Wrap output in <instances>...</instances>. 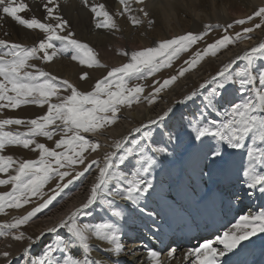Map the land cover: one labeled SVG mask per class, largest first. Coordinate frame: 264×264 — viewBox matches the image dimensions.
I'll list each match as a JSON object with an SVG mask.
<instances>
[{
  "label": "snow or ice",
  "instance_id": "snow-or-ice-1",
  "mask_svg": "<svg viewBox=\"0 0 264 264\" xmlns=\"http://www.w3.org/2000/svg\"><path fill=\"white\" fill-rule=\"evenodd\" d=\"M79 3L91 13L96 28H117L113 15L103 3L91 0H79ZM133 3L140 5L136 11L142 13L143 18H149L146 0H119L122 10L117 15H126L135 26L142 20L133 15ZM42 6L45 12L42 19L35 15L25 18L18 14L28 10L24 0H0V20L10 17L16 24L42 34L31 46L0 39V112L21 105L46 106V111L35 118H0V153L6 146H21L38 153L34 159L0 154V174H5L0 178V186L10 185L8 190L0 191V214L31 205L24 214L0 222V237L29 241L22 250L21 264H104L90 256L92 238L106 241L110 247L104 251L118 257L123 251L118 222L126 219V212L137 211L149 218L153 213L159 215L161 201L156 198L158 192L152 173L159 166L157 158L167 153L168 148L155 141V126L162 125L173 108L168 107L155 118L132 127L109 145H102L95 137L104 135L107 128L116 124L122 108H130L142 100L153 105L160 93L196 69L206 57H216L231 45L252 40L256 30L264 31V4L231 23L204 24L201 31H187L156 40L153 46L124 52L127 61L109 68L87 91H81L68 79L53 75L34 63L46 64L70 54L73 61L88 68L106 67L87 43L75 37L70 22L60 13L59 0H46ZM256 19L258 23H251ZM147 22L150 26L153 23L151 19ZM234 25L240 30L230 32ZM213 29H221L223 34L192 52L173 75L162 81L153 79L151 91L145 95L144 81L171 68L182 54L205 41ZM259 60H264V39L243 50L242 54H235L228 62H222L214 75L182 100L174 102L185 104L198 98L195 111L185 118L188 150L195 158L191 171L182 167L162 199L171 197L175 205L182 199L202 200L208 191L201 196L200 184L218 183L220 177L235 166L234 153L229 150L246 152L241 184L248 190L258 189L264 196V68L258 66ZM238 61L243 63L234 69ZM87 78L88 72L81 73L82 81ZM229 85L238 87L239 99L218 108L217 101ZM11 125L23 126L25 131L5 130ZM161 131L167 143L178 139L172 131ZM57 134L59 138L54 140ZM36 137L54 140V147L38 142ZM104 146L110 150L104 152L102 158H89ZM93 175L81 203L35 238L26 236L22 226L50 210L58 198L62 202L71 195L72 187L83 184ZM252 194L248 192L249 196ZM121 200L133 207L125 209L118 205ZM153 202L156 207L148 211ZM96 213L104 214L102 222L90 220ZM45 233L54 234L53 240L41 253L33 255L30 249ZM258 234H264V206L240 215L214 239L203 238L198 246L185 252L184 258L190 260V264H229L227 259L222 262L221 258L229 253L235 255L233 250L245 247L244 242H250ZM73 249L80 250L79 257L72 254ZM174 251V248L168 251L169 258ZM146 254L150 264H161L158 251L149 247ZM9 255L7 251L0 252L2 257Z\"/></svg>",
  "mask_w": 264,
  "mask_h": 264
},
{
  "label": "bare ground",
  "instance_id": "bare-ground-1",
  "mask_svg": "<svg viewBox=\"0 0 264 264\" xmlns=\"http://www.w3.org/2000/svg\"><path fill=\"white\" fill-rule=\"evenodd\" d=\"M242 1H245L250 5L263 2L262 0H146L148 11L150 13L149 18L147 19H151L153 22L151 26L148 24L147 19L143 18L142 13H138V11H136L140 5H136L135 3L132 5L133 15H137L141 18L142 23L134 26L126 15L120 16L116 13L114 17L117 18L115 20L117 26L120 30H122V32L124 31L126 35L125 38L128 41L127 46L129 42L130 44L135 43L139 45H147L150 42V39L154 40L153 36L162 39L165 35L167 36L166 33L169 35L180 31L182 32L185 28H187V26H197L198 23L201 25V23L208 22L209 20H225L231 16L233 8H239L242 5ZM24 2L28 4V10L18 13L19 15L25 18H31L32 15H35L37 18H43L45 12L42 5L46 2V0H24ZM91 2L103 3L107 8H110L109 6L111 5L117 12L122 10L119 0L118 2H116V0H91ZM59 5L60 13L70 22L72 31L75 34H78V36L79 34L82 36L89 34L90 41L102 48L101 46L106 39L105 34H107L106 32H108L109 29L96 28L95 21L92 19L91 13L79 3V0H67V2H65V0H59ZM237 15L239 16L241 13L237 12ZM197 27H199V25ZM140 31L145 33L144 39L143 37L142 39L139 38L138 34ZM150 32H152L151 35ZM39 35L42 34H39L38 30L26 29L23 26L16 24V22L10 17L0 20V39H6L9 41H18L20 39L22 41H26V43H34ZM121 35L122 34H118L119 38L123 37ZM260 39H264V31L256 30L252 34V40L241 41L235 45H231L227 51L222 50L216 57H206L202 63L208 61H213L215 63L228 62L231 58H234L235 54H242L243 50L256 44ZM120 41L118 42L119 44ZM119 57H115L114 60L118 61L120 59ZM63 60H65V58ZM69 60L70 63L76 62L72 61L71 57ZM53 61L55 62L56 60ZM58 61L53 64L55 68L53 66L51 67V65H48V67H50V69L54 68L56 73L60 72L59 74L63 78L71 77L69 73L73 71L72 67H74V65H72V67L67 66L63 69V67L59 65L60 63ZM239 62L240 61H238L237 64ZM185 78L186 74L181 80L184 81ZM176 85H179V82L170 88L169 93L173 92ZM225 95L226 91L223 94V97H221L223 104L224 102L227 103L228 100H230V96L226 97ZM223 104L218 103V106H224ZM177 106L178 104L163 101V98H161L151 106L137 104L131 108L125 109L123 115L125 118H137L142 119V122H146L148 119H153L157 115L162 114L168 107H172L173 112L170 113L163 122V125L165 124L166 126H169L172 124L173 118L176 117V121H178L181 115H186L187 113V111L181 110V115L176 116L175 109ZM139 125H133L131 122L121 119L106 132L119 136L120 138L132 127ZM100 139L106 143L108 141L107 137H101ZM154 139L156 140V136ZM229 151L234 153L233 159L235 160V166H239L240 169H229L220 177L219 182L216 184L209 185L202 182L200 184V195L202 196L204 191H208V195L202 200L199 198L196 200L182 199L179 205L172 204L171 197L166 200L162 199V197L164 193L167 192L168 181L170 179H174L178 174H180L182 167L188 169L189 172L191 171V164L195 157L194 153L188 154L185 158H182L179 154H174L173 157L169 159L172 166L170 174L168 173L166 178L164 176H159L154 182L158 192L156 198L160 199L161 203L164 202L163 204L165 205L163 206L167 212L165 213L160 207L158 210L159 215L153 213L151 219L155 220L156 229L154 224H152V226H154L152 229L144 228V220L145 218L148 219L147 216H144L145 214L142 215V213L137 211L126 212L125 220L127 222V226L123 228L119 225L121 228V237L126 238V236L130 237L138 234L140 239H137L138 241L134 240V242H123V251L117 257L114 254L104 251V249L110 247L106 241H98L92 238L90 240V244L93 245V251L90 253L91 258L100 259L104 262V264H110V262H113L114 260L115 262L118 261V264H150V261L147 258L146 248L151 245L152 249H155L160 253L159 258L161 264H190V260H186L184 258L185 252L191 247L198 246V244L202 242L203 238H207L209 231L212 232L213 229L219 226V228H222L221 233H219L218 230H214V233L216 231V235L218 233L222 234L223 231L227 230V228L230 227L231 224L235 222V219H237L240 215L247 214L249 211H257L261 206H264V196L260 194L258 189L248 190L246 185L241 184V180L243 179V163L246 152L243 150ZM93 179L94 175L89 176L79 190L76 192L74 191V194L70 195L68 199L53 209V211L41 216L39 222L44 223L46 226L45 228L51 227L73 206L78 205L84 200L87 195V188L90 187V183ZM249 191H252L253 193L251 196L248 195ZM204 199L207 202H210V204H206ZM169 202L171 203V207L168 205ZM120 203L125 209H128L131 206L128 202L122 200ZM153 204L155 205L154 202ZM153 208L154 206H152L151 203L148 211H152ZM161 217H163V219H161ZM167 224H171L173 228L171 229ZM156 234L159 236H169V240L175 242L169 247V250L173 248L175 249L173 257H168L167 253L169 250H165L166 252L161 250L163 245L158 244L155 237ZM51 235L52 234L45 233V235L41 237L40 241L32 246L30 252L33 254L35 251L39 250L41 247V241H47ZM194 236L195 238H191ZM199 237L203 238H201V241L197 243V239H199ZM146 240H148L147 243L145 242ZM5 241L3 239L0 240V252L5 250L3 249ZM180 243H185L186 245L183 244L184 246L179 247ZM28 244L29 242L25 243L24 247H27ZM175 244H178L179 246H176ZM244 244L245 247L241 248L238 246V249L233 250V252L236 253L235 255L229 253L226 258H221L222 262L225 259L228 261H237L239 258H248V256L256 257L257 255H260L264 249V234H258L257 237L251 238L250 242H244ZM72 254L79 257L80 250L73 249ZM21 257H23L22 251L14 254L10 253L7 258L0 256V264H7L8 260L11 261V264H17ZM254 260L255 258H253V260L248 264H253L252 262Z\"/></svg>",
  "mask_w": 264,
  "mask_h": 264
},
{
  "label": "rangeland",
  "instance_id": "rangeland-1",
  "mask_svg": "<svg viewBox=\"0 0 264 264\" xmlns=\"http://www.w3.org/2000/svg\"><path fill=\"white\" fill-rule=\"evenodd\" d=\"M262 1L263 2L256 3L257 5L256 4H251L250 5L249 3L245 2V1H242V5L239 8H233L232 9V14L229 17L230 19L227 18L225 20H218V21L209 20L208 22H203V23L204 24H209V23L210 24H216V22L219 23V24L231 23L234 19L242 18V17H244L246 15L251 14V12L254 10L255 7L264 4V0H262ZM116 2H118V0H116ZM109 7L110 8L106 7V9L107 10L109 9L108 11L110 12V14L112 12L113 18H114V20H116L117 18H115L114 15L117 13V11L114 10V7H112L111 5ZM237 12L241 13V15L238 16ZM258 22H259V19H256V20H254L251 23H258ZM203 23H201V25H200V23H198L199 27H197L198 25L196 26V25L189 24L191 26H187V28H185V30H183L182 32L180 31V32H177V33L169 34V35H168V33H166L167 36L165 35L162 39L171 38L173 35L184 34L187 31H201V30H203ZM245 26H250V24L249 25H245ZM150 30H148V31H150ZM239 30H240L239 26L234 25L233 29L230 30V32L231 31H239ZM106 33H107V34H105L106 39H105V42L101 46L102 48L98 47L97 45L93 44L90 41L89 34L84 35V36L79 34V36H78V34L74 33L75 37L77 39L81 40L84 43H87L89 45V47H91L94 50V52L96 53L97 59L100 60L101 64L106 65L105 68H96V67L88 68L87 65H80L77 61L76 62H71L72 63L71 64L70 60H69V58L71 56H70V54H66V55H62V56L57 57V59L54 58V60H56V61L59 60L58 61L60 63L59 65L61 67H63V69H65V67H67V66L72 67V65H74V67H72L73 71L69 73L71 75V77L63 78L59 74L60 72L56 73V71L54 70L55 66L53 64H55L56 61L55 62L53 61L52 63L48 62L46 64H42V63H40L38 61H34V63H37L45 71H49L53 75L59 76L62 79H68L71 83L75 84L81 91H87V90H91V86L95 83L96 79H99L103 75H106L107 70L109 68L114 67V66H119L121 63H124V62L127 61V57L125 55H123L124 52H130L131 50H138V49L143 48V47L153 46V44H152L153 42L152 41L159 40L158 37L153 36L154 40L149 38L150 42L147 45L135 44V43H132L133 42V40H132L131 43L133 45L130 44V42H129L128 46H127V42L128 41L125 38L126 35H125L124 31L122 32V30H120L119 27L115 28V29H109L108 32H106ZM118 34H122L121 36H123L122 37L123 41H122V38H119ZM144 34L145 33L140 31L139 34H138L139 38L142 39V37H143V39H144ZM151 34H152V32H150V35ZM222 34L223 33H222L221 29H213L212 32H210L208 34V36L206 37L205 41H203V42H201V43H199L197 45H194L193 48L190 49L188 53L182 54L181 57L178 60L173 62V66L171 68L161 70V72L157 73L154 77H150L146 81H144L143 83L146 85V87H145V95L148 92L151 91L152 80L153 79H157V80L162 81L163 78H166V77H168L170 75H173L175 73L176 69L183 62V60L187 59L188 56H190L192 52H194L197 48H202L205 43L212 42L213 39L218 38ZM119 41H120V44L118 43ZM10 42L21 43V44L28 45V46H31L33 44V43H26V41H22L20 39L18 41H13L12 40ZM22 42H24V43H22ZM106 42H107V44H106ZM115 57H117V58L119 57L120 59L118 61H116V60H114ZM64 58H65V60H63ZM66 60H67V62H66ZM202 62L200 64V66L199 65L197 66L198 69L196 68V69L186 73V78L184 79L185 82L181 80L184 77H181L173 84V85H175L176 83L179 82V85L175 86V88H174L172 93H169V91H170V88L173 85H171L168 89H166L162 93H160L159 94V99L157 101H159L161 98H163V101L170 102V103H174L175 101L182 100L185 95L189 94L193 89H197L200 83H202L205 80L209 79L222 66V63H215L213 61H208V62H205V63H202ZM242 63L243 62H239L236 66H234V69L239 67V66H241ZM257 63H258L259 67L264 68V60H259ZM48 65H51V67L53 66L54 68L50 69V67H48ZM74 69H76V70H74ZM83 72H88L89 73V78H87V79L82 81L80 79V75ZM74 73H76V74L73 75ZM225 96L226 97L230 96V98H229L230 100H228L227 103L224 102V104H223L222 99L220 98L217 101V107L218 108H223L224 107V106L219 107L218 103H220V104L222 103L223 105H225V104H230L232 102H236L239 99L238 87L236 85H229L227 90H226V95ZM197 103H198V98H197V100H194V101H191V102H188V103H185V104H178L177 108L175 109L176 116L181 115L180 114L181 110L187 111L186 115H181V117H179L180 119L178 121H176V117L173 118L172 124H170L169 126H166L165 124L164 125L162 124V126L161 125L155 126V131L157 133L155 136H156V140H158V141H156V140L155 141L158 144H163V145L167 146L168 152L164 153V154H161V156L157 158L159 166L157 168H155L153 173H152V177H153L154 182L156 181L157 177H159V176L163 177L164 176L166 178L168 173L170 174V170H171L172 166H171V163H170L169 159L172 158L174 154H179V156H181L182 158H185V157H187L188 154L191 153L188 150V134H187V132L185 130V123H186L185 118L188 117L190 114H192L195 111ZM137 104H144L145 106H151V105H149L147 103V101L142 100L140 103H133V105L131 107H133V106H135ZM125 109H128V107L122 108L121 113L118 114L119 115V119L117 120V122H119L121 119H125V120L131 122L133 125H136V124L139 125V124L142 123V121H143L142 119H137V118L133 119L131 117L125 118L124 115H123ZM44 111H46V106L41 107V106H37V105H21L17 109H4L2 112H0V118L14 117V118L31 119V118H35L38 115H42L44 113ZM209 115L213 116V118H215L214 114L209 113ZM111 127L107 128L105 130V134L104 135L95 137L96 139H98L101 142L102 145H109V144H111L113 139H118L119 138V136H116L114 134H109L108 132H106V131H109ZM5 130L25 131V128L23 126L11 125V126H6ZM161 130H163V131L164 130L172 131L178 137V139L176 141H173L172 143H167V138L162 134ZM101 137H107L108 138L107 143L104 142L102 139H100ZM58 138H59V134H57V136L54 137V140L58 139ZM36 139H37L38 142L45 143L49 147H54V140L53 141H49L45 137H36ZM109 150L110 149L107 146H104L97 153L91 154V156L89 158H96L97 156L102 158L103 153L106 152V151H109ZM0 154L11 155V156H13L14 158H17V159H34L38 155V153H33L30 150L23 149L21 146H6V149L3 151V153H0ZM4 177H5V174H0V178H4ZM170 180H173V179H170ZM82 186H83V184L77 183L75 185V187H72L71 188V195L74 194V191L76 192ZM8 188H10V185H8V186H0V191L8 190ZM67 191L68 190H66V192ZM69 197L70 196H68L66 199H68ZM66 199H63L62 202H60L59 198H58V202H55L53 206H50V210H45L44 213L38 214V216L36 218H34L32 221H30L28 225L22 226L21 230L25 232L26 236H32L33 238H35L46 227L44 223L39 222L41 216H44V215L50 213L51 211H53V209H55L57 206L62 204ZM118 205L122 206L120 201H118ZM152 206L156 207V205H154L153 203H152ZM30 207H31V205H26L21 210H6L7 214H0V222L8 221L14 215L24 214L26 211L30 210ZM245 207H247V206H245ZM142 215H144V214L142 213ZM103 216H104V214L96 213L94 216H92L90 218V220L92 222H102ZM144 216H146V215H144ZM142 218H144V217H142ZM147 218L148 219L145 218V220H144V222H145L143 224L144 228L148 229L149 227H154L155 226V229H156L155 222H153L155 220L154 219L152 220L149 217H147ZM126 223L127 222H126L125 219L121 220V221L118 222V226L120 225L121 227L124 228V227L127 226ZM152 224H154V226H152ZM136 235L138 236V234H136ZM53 238H54V234H52L50 236V238H48L47 241H45V240L41 241V243H40L41 247L39 248V250L35 251L33 253V255L41 253L43 247L46 244L50 243L53 240ZM201 238H203V237H199V239H197V243H199V241H201ZM1 239H3L4 241L6 240L5 243H4V248H3L5 250H3V251L9 252V254L10 253L14 254V253H17L19 251H22L23 248H24V244L29 242L27 239H25L23 241H16V240H13L11 237H0V240ZM121 240H122V237H121ZM169 242H170V240H169ZM121 243L123 244V241H121ZM173 243H175V242L172 241V243H169L166 246L165 249H164V246H162L161 250H163L164 252L168 251L169 247ZM176 243H178V242H176ZM183 244H185V243H180V246L178 244H175V245L181 247V246H184ZM22 259H23V257H21L18 260L17 264H21V260ZM112 264H115V260L112 262Z\"/></svg>",
  "mask_w": 264,
  "mask_h": 264
}]
</instances>
